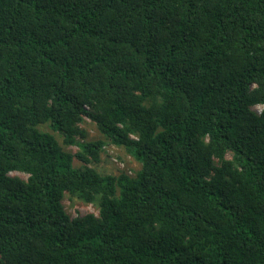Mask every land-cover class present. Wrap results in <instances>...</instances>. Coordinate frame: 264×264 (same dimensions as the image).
Returning <instances> with one entry per match:
<instances>
[{
  "label": "trees",
  "instance_id": "16d2710c",
  "mask_svg": "<svg viewBox=\"0 0 264 264\" xmlns=\"http://www.w3.org/2000/svg\"><path fill=\"white\" fill-rule=\"evenodd\" d=\"M0 264H264V0H0Z\"/></svg>",
  "mask_w": 264,
  "mask_h": 264
},
{
  "label": "rangeland",
  "instance_id": "374dc122",
  "mask_svg": "<svg viewBox=\"0 0 264 264\" xmlns=\"http://www.w3.org/2000/svg\"><path fill=\"white\" fill-rule=\"evenodd\" d=\"M261 108L262 106L259 104L254 105L252 107V109L257 112L260 111ZM78 126L84 130L87 139H104V137L99 133L96 125L87 116H83L82 121L79 122ZM42 128L48 130L47 127ZM63 148L65 150L71 151L72 153H75L77 146L63 145ZM73 164L75 166H79L80 162L77 159H74ZM90 166H92L96 171L101 174L117 175L121 171H123L131 175L134 173V170L139 167V163L128 154H125L122 148L113 145L109 142H104V145H102V149L100 151L99 160L97 162L91 163ZM10 174L24 180L27 176L25 173L18 171H12L10 172ZM62 204L65 212L71 217L87 213H92L94 215L98 214V200L87 202L77 196H73L65 192L64 197L62 198Z\"/></svg>",
  "mask_w": 264,
  "mask_h": 264
},
{
  "label": "clouds",
  "instance_id": "9594fccd",
  "mask_svg": "<svg viewBox=\"0 0 264 264\" xmlns=\"http://www.w3.org/2000/svg\"><path fill=\"white\" fill-rule=\"evenodd\" d=\"M262 106V105H261Z\"/></svg>",
  "mask_w": 264,
  "mask_h": 264
}]
</instances>
